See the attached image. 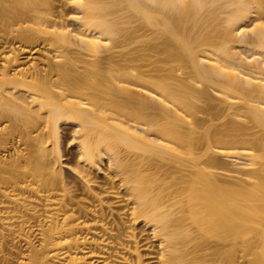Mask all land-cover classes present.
<instances>
[{
	"label": "bare ground",
	"instance_id": "obj_1",
	"mask_svg": "<svg viewBox=\"0 0 264 264\" xmlns=\"http://www.w3.org/2000/svg\"><path fill=\"white\" fill-rule=\"evenodd\" d=\"M139 225L264 264V0H0V264H143Z\"/></svg>",
	"mask_w": 264,
	"mask_h": 264
},
{
	"label": "rangeland",
	"instance_id": "obj_2",
	"mask_svg": "<svg viewBox=\"0 0 264 264\" xmlns=\"http://www.w3.org/2000/svg\"><path fill=\"white\" fill-rule=\"evenodd\" d=\"M66 11L65 12H67V13H74V10L73 9H70V8H66L65 9ZM119 20V22H124L125 20H123V19H118ZM129 20V19H128ZM133 20H135V18H131L130 19V21H133ZM71 25H75L73 22H71L70 23ZM234 46H235V51H238L239 50V52H241V53H245V56H250L251 55V53H253L252 51H253V49H251V48H248V47H244L243 45H241V44H238V43H236V44H234ZM242 47V48H241ZM241 50H240V49ZM246 48V49H245ZM248 48V49H247ZM252 51H251V50ZM243 51V52H242ZM36 57H37V55H36ZM214 94V93H213ZM217 102V101H216ZM63 133H67L68 135H69V132H63ZM65 145V144H64ZM67 145V144H66ZM64 146L65 147V151H64V158H63V160H62V167H63V174L64 175H68V173H69V169H67V165H72V163H73V160L76 158V156H77V148L75 147V146H72V147H70V148H68L67 146ZM222 160L224 161V162H226V163H228V164H230L232 167H233V164H234V160H232V159H227V158H222ZM107 164V161L105 160V161H103V168L104 169H106V165ZM230 166V167H231ZM104 173L105 172H103V175L101 174V172L100 173H94L93 174V177L95 178V179H98V180H101V178L102 177H104ZM141 225H139L138 226V230H136L137 232H138V234H139V236H138V240L140 241V245H141V253H142V258H143V260H144V263L143 264H152L151 263V261H150V259H149V255L150 254H154L155 252L157 253V242L156 241H154L153 240V238L151 237V234H150V231L149 230H145L144 228H142V226L140 227ZM145 245H147V246H149V248L148 249H146V248H144L145 247ZM155 253V254H156Z\"/></svg>",
	"mask_w": 264,
	"mask_h": 264
}]
</instances>
